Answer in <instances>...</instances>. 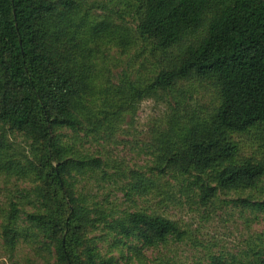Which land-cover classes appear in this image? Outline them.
Instances as JSON below:
<instances>
[{
	"label": "trees",
	"instance_id": "16d2710c",
	"mask_svg": "<svg viewBox=\"0 0 264 264\" xmlns=\"http://www.w3.org/2000/svg\"><path fill=\"white\" fill-rule=\"evenodd\" d=\"M83 5L86 0H0V127L34 148L33 159L9 155L11 144L0 130V174L28 180L35 196L28 203L12 199L4 210L5 248L13 253L22 241L38 242L43 264H117L90 238L102 226L119 243L143 248L183 241L185 231L164 216L137 209L110 221L99 206L89 207L76 177L107 174L106 163L75 154L59 135L91 128L110 137L126 114L136 115L160 93L171 95L174 105L156 133L152 167L119 171L131 191L146 195L156 186L155 174L174 173L203 201L234 192L244 206L264 209L252 195L264 181V154L244 157L235 139L254 134L264 148V0H137L134 30L90 23ZM105 39L145 47L156 65L147 82L123 78L112 101L111 89L97 85L93 63L103 52L98 40ZM193 81L214 89L202 110L193 108L184 87ZM247 256L242 264H264V248L255 246ZM210 264L237 263L212 256Z\"/></svg>",
	"mask_w": 264,
	"mask_h": 264
},
{
	"label": "rangeland",
	"instance_id": "374dc122",
	"mask_svg": "<svg viewBox=\"0 0 264 264\" xmlns=\"http://www.w3.org/2000/svg\"><path fill=\"white\" fill-rule=\"evenodd\" d=\"M86 1L87 7L82 6L81 15H90V23L111 25L117 30L125 26L133 30L136 28L132 8H135L137 0ZM101 40L98 41L104 45L103 52L99 51L93 63L98 71L97 85L105 91L111 89L107 94L110 99L107 100L112 101L114 88L120 86L125 77L133 81L141 78L142 82L150 79L156 65L145 47L133 44L125 48L117 46L116 41ZM184 87L187 95L192 97L190 103L196 110L208 107L215 98L214 89L209 85L193 81L184 84ZM172 105L174 98L167 94L160 93L145 100L136 115L134 112L124 116L118 132L110 137L93 132L91 128L59 132L63 140L73 147L75 154L98 157L106 163L104 170L107 174L96 172L76 177L77 190L88 199L89 207L99 206L110 221L127 211L141 209L169 218L185 231L183 241L170 239L157 248H143L127 240L119 243L120 239L103 226L90 238H95L94 246L101 255L114 257L117 264H210L212 256H222L237 264L246 263L253 247L264 248V209L244 206L234 192L220 193L216 199L203 201L194 186L174 173L162 178L155 174L156 186L149 187L146 195H140L132 192L129 183L119 174L120 170L144 172L152 167L151 154L155 152L156 133L166 127ZM0 130L11 144L9 155L16 154L18 159L23 160L34 158L31 140L2 127ZM235 139L240 143L244 157L260 158L264 154L261 141L254 134L236 136ZM32 191L29 181L20 175L0 174V264L44 262L40 256L42 243L28 245L22 241L18 249L11 253L5 248L1 236L4 210L12 199L24 203L34 201ZM252 195L261 204L264 203V181Z\"/></svg>",
	"mask_w": 264,
	"mask_h": 264
}]
</instances>
